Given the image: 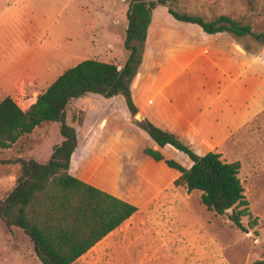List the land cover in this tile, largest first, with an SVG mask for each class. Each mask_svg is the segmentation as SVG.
Returning <instances> with one entry per match:
<instances>
[{
    "label": "rangeland",
    "instance_id": "rangeland-1",
    "mask_svg": "<svg viewBox=\"0 0 264 264\" xmlns=\"http://www.w3.org/2000/svg\"><path fill=\"white\" fill-rule=\"evenodd\" d=\"M126 6L127 0H0V77L20 79L12 95L19 107L25 109L30 103L29 97L44 90L48 81L41 78L40 73L45 69V61H50L55 45L58 51L72 50L77 61L95 58L122 63L127 54L122 45ZM172 7L205 20L224 14L250 25L254 32L264 31V0H178ZM212 40L196 24L175 20L164 7H157L152 13L145 45L157 55L152 64L161 65L164 63L162 55L170 52L172 42H188L198 47ZM219 41L240 43L250 52L264 50V39L259 43L249 35L234 38L224 32ZM42 48V63L35 66V78L24 81L23 71L20 67L16 70L13 61H23L26 53H37ZM138 88L137 73L133 79L136 95ZM4 95L0 86V99ZM107 112L99 98L76 101L74 113L79 117L88 116L82 128V141L88 138L86 131L94 132ZM118 119L100 128L99 134L104 135L97 149L102 146L112 151L128 149L130 153L124 165L133 170L135 164H142L141 150L148 145V137L128 111ZM257 123V129L254 126L243 128L217 147L221 158L239 162L238 177L250 213V217L243 216L241 221L246 225L256 217L254 226L246 232L234 228L225 215H215L204 207L198 190L187 192L183 186L171 184L156 195L146 209L137 212L101 245L88 249L71 264H248L264 258V113ZM58 140L56 126L44 122L9 147H0V159L18 155L27 158L28 149L47 151ZM179 155L187 161L184 155ZM122 156L117 151L109 154L110 160L119 165L123 161L116 160ZM103 167L106 169V161ZM18 172L17 163L0 162V199L12 188ZM83 173L95 184L109 187L110 178L105 171L95 173L86 166ZM133 173H130L132 178ZM129 187L117 184L120 194L137 196V191ZM29 245L19 228L7 227L0 219V264H40L26 256ZM16 251L21 252L26 262L14 255Z\"/></svg>",
    "mask_w": 264,
    "mask_h": 264
},
{
    "label": "trees",
    "instance_id": "trees-1",
    "mask_svg": "<svg viewBox=\"0 0 264 264\" xmlns=\"http://www.w3.org/2000/svg\"><path fill=\"white\" fill-rule=\"evenodd\" d=\"M176 1L127 0L122 42L127 54L122 63L84 58L62 71L35 95L25 110L8 95L0 99L1 148L9 147L21 135L46 121L57 122L62 137L52 146L44 162L23 156L0 159L1 163L19 165L14 185L0 199V219L5 226L17 227L28 237L41 264H71L136 211L134 204L71 175L68 166L72 151L82 140V128L88 118L74 113L78 99L99 98L107 111L111 101L121 95L130 115L139 110L131 94V85L141 62L153 11L164 7L172 18L196 24L204 34L228 32L234 38L249 35L259 43L264 39V31L254 32L250 25L224 14L205 20L175 10L172 4ZM137 126L158 147L172 146L190 162L186 168L173 159L164 158L157 149L142 148L145 155L155 161L162 160L179 172L172 181L174 186H183L187 192L198 190L204 207L215 215H225L236 229L246 232L256 224V217L246 225L241 221L243 216L250 217V213L237 176V161L226 162L215 150L197 154L174 133L157 127L146 118ZM91 130H87L85 136H90ZM228 207H231L229 212L226 211ZM248 264H264V258Z\"/></svg>",
    "mask_w": 264,
    "mask_h": 264
},
{
    "label": "crops",
    "instance_id": "crops-1",
    "mask_svg": "<svg viewBox=\"0 0 264 264\" xmlns=\"http://www.w3.org/2000/svg\"><path fill=\"white\" fill-rule=\"evenodd\" d=\"M223 33L205 34L207 38L213 40L197 45L198 47L188 42L170 43V52L163 53L164 63L161 65L152 64V59L157 55L151 48L146 47L145 40L141 62L136 71V74H139L137 95L133 89V82L131 85L134 103L144 117L157 127L174 133L200 155L210 150L218 152L217 147L220 144L243 128L254 126L257 129V120L264 113V50L250 52L245 50L240 43L221 42L219 39ZM52 50L57 52L51 51V59L45 61V69L40 73L41 78L48 81L45 88L67 67L79 62L76 60L75 53L68 48L58 51L55 45ZM43 52V48L37 53L31 51L25 54L27 57L25 60L13 61L12 66L20 67L19 69L23 71L24 81L35 78V66L41 65L40 59ZM67 63H70L69 66ZM19 80L18 78L14 80V76L12 78L0 77V86L5 92L4 96L12 97L15 92L14 88H18ZM19 88L23 90V86ZM35 95L29 97L30 103L25 109L34 101ZM125 112L127 109L124 100L121 95H117L109 104L108 112L101 121L103 125L118 121V116ZM46 122H51L57 128V122ZM41 123L36 125L31 132L39 128ZM100 123L94 132L85 140H81L72 151L68 172L134 204L136 211L89 249L101 245L132 216L146 209L153 198L164 188L170 186L179 174L176 169L168 167L162 160H153L142 150L140 155L142 164H135L133 170L126 169L124 163L128 159L126 155L130 153L128 149L117 148L112 151L104 146L97 149L101 146L100 140L104 135L103 132L99 134L103 126ZM141 131L145 133L142 129ZM61 140L62 137L59 134V140L55 144ZM147 140V146L157 149L164 158L173 159L186 168L190 165L188 160L183 161L180 153L172 146L158 147L149 137ZM55 144H52L47 151L38 148L28 149L27 155L38 162H44ZM116 151L123 155L122 158L116 160L123 161L122 165L116 164L115 161L112 162L109 158V154H115ZM105 161L106 169L103 167ZM224 161L238 162V160ZM86 166H89L95 173L100 170L105 171L110 178L109 187L104 188L88 180L83 173ZM132 172H134L133 178L130 175ZM119 183L130 185L129 188L137 191V196H131L128 193L120 194L117 190ZM24 236L28 239L26 235ZM29 243V253L26 256L40 263L32 250L30 241ZM14 255L20 256L25 261L21 252L16 251Z\"/></svg>",
    "mask_w": 264,
    "mask_h": 264
},
{
    "label": "water",
    "instance_id": "water-1",
    "mask_svg": "<svg viewBox=\"0 0 264 264\" xmlns=\"http://www.w3.org/2000/svg\"><path fill=\"white\" fill-rule=\"evenodd\" d=\"M132 118L137 124H142L143 121L145 120L144 115L139 110L132 115ZM230 210L231 207H228L226 209L227 212H229Z\"/></svg>",
    "mask_w": 264,
    "mask_h": 264
}]
</instances>
